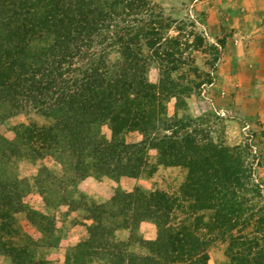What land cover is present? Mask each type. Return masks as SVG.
<instances>
[{
    "label": "trees",
    "instance_id": "trees-1",
    "mask_svg": "<svg viewBox=\"0 0 264 264\" xmlns=\"http://www.w3.org/2000/svg\"><path fill=\"white\" fill-rule=\"evenodd\" d=\"M150 7L151 0H0V109H32L55 121L49 127L22 129L18 133L22 145H32L39 157L45 152H56L61 160L69 155V170L80 180L90 175L138 179L148 167L146 142L130 145L121 137L127 131H139L159 151L161 165L190 170L182 188L183 200L192 202L188 217L204 211L216 213L209 223L198 217L197 223L176 226L173 212L178 198L161 191L140 199L134 193H117L110 205L89 207L93 223L88 227L90 238L78 245L67 261L87 264L83 261L97 258L107 264H207L210 257L202 253L208 246L199 236L204 226L211 235L216 231L230 234L228 264H264V240L253 235L234 236V206L229 203L231 212L222 209L225 192L240 186L241 179L229 171L220 152L200 147L189 138L179 142L177 133L149 139L155 135L157 113L148 102L155 98L156 87L142 74L148 59L134 36H139L143 27L152 30L142 34V39L159 32L145 19L153 16ZM107 42L113 49L122 46L117 52L123 61L117 65L108 63L104 54L93 52ZM106 123L112 131L110 140L99 132ZM10 151L11 157L20 158L19 148ZM23 201L19 182L0 179V233L14 223L16 215L27 213ZM30 214L42 219L41 214ZM106 216L114 227L106 225ZM146 221L159 230L157 241H141L149 251L147 257L129 254L125 245L114 243L116 230L131 229L133 238ZM261 221L264 224V219ZM3 240L0 237V244ZM2 246L5 251L0 253L9 255L13 264H47L21 261L16 256L18 250Z\"/></svg>",
    "mask_w": 264,
    "mask_h": 264
},
{
    "label": "rangeland",
    "instance_id": "rangeland-1",
    "mask_svg": "<svg viewBox=\"0 0 264 264\" xmlns=\"http://www.w3.org/2000/svg\"><path fill=\"white\" fill-rule=\"evenodd\" d=\"M150 11L153 16L146 15L145 19H149L151 27L159 32L142 39V34L152 30L143 27L139 36L133 35L141 41L142 45H138L148 59L142 74L156 87L155 98L148 102L152 112L157 113L155 135L149 139L178 134L179 142L189 138L200 147L219 151L229 171L241 179V185L225 192L220 202L223 210L236 212L232 215V225H236L234 236L253 235L264 240L261 221L264 219V0H151ZM108 44L97 45L93 52L104 54L108 63L117 65L123 61L117 52L122 46L119 44L113 49ZM133 49L137 47L134 45ZM0 115L3 117L0 120V179L19 182L24 196L23 207L29 209L27 213L16 215L14 223L3 228L0 237L5 240L0 244V251H5L2 245L16 249L21 261L42 262L44 248L70 235L76 224L92 226L89 207L110 205L117 193H134L140 199L157 190L178 198L180 202L173 212L176 226L194 224L198 217H204V223H209L216 216L214 211H204L188 217L192 202L183 200L182 188L190 170L161 165L159 151L152 148L148 137L139 131H127L121 137L130 145L146 142L148 167L138 182L130 186L124 184L113 192L107 185L108 190L102 192L93 186L95 181H91L94 184L83 191L81 182H88L89 178L114 182L120 179L90 175L80 180L69 170V155L63 160L55 155L56 152L52 155L45 152L44 157H39L36 155L39 151L32 145L20 143L18 133L22 129L34 125L52 126L55 122L52 118L32 109L10 112L5 108L0 109ZM99 132L105 139L112 138L108 123L103 124ZM11 144L20 149V158L11 157L10 148L14 147H10ZM5 154L8 157H4ZM154 171L159 172V176L154 177ZM108 195L109 200L103 203L92 198L106 199ZM229 203L234 206L231 211ZM33 212L41 214L42 219L32 216ZM104 220L108 227H114V222L109 223L110 217ZM260 226L262 230L258 229ZM223 233L216 231L211 235L201 226L199 236L208 246L202 255L210 257L207 264H228L230 234ZM113 240L125 245L122 248L129 254L148 256L140 254L137 236L128 243H118L115 237ZM140 244L146 248L143 242ZM131 249L135 252H130ZM73 250L68 251L62 264H71L67 258ZM21 251H26L28 256H23ZM0 257L7 258L10 264L14 262L5 253H0ZM93 259L83 262L104 264L102 260ZM59 262L55 263L61 264Z\"/></svg>",
    "mask_w": 264,
    "mask_h": 264
},
{
    "label": "crops",
    "instance_id": "crops-1",
    "mask_svg": "<svg viewBox=\"0 0 264 264\" xmlns=\"http://www.w3.org/2000/svg\"><path fill=\"white\" fill-rule=\"evenodd\" d=\"M260 47H262V44H259ZM258 98V97H257ZM262 101V100H260ZM259 101V103H260ZM175 169V168H174ZM171 170V168H169ZM159 176V172L154 174V177ZM88 182L95 181V185L100 191L104 192L107 191V185L112 189V192L114 188H118L121 186L123 188L124 184H127L130 186L131 184H135V182H138V179H131V178H121L118 182L110 181L108 179H103L102 181L100 179H92L89 178L87 180ZM88 182H81L80 187L82 188L81 190L85 191L87 187L91 186L94 184V182L88 183ZM105 186V188H104ZM134 187V186H133ZM111 191V190H110ZM155 191V190H154ZM157 191V190H156ZM112 197V196H111ZM110 197V199H111ZM93 199L97 200L98 203H103L109 200V195L108 198H103V197H92ZM64 226V224L62 225ZM65 229V227H64ZM72 235V237L70 236ZM70 235L62 236L60 239L57 240V243L55 246H49L48 248H44L46 253L44 256H42L41 260L46 261L47 264H57L55 263L56 261L59 262L61 260L62 262L59 263H64L66 261V257L68 254V251L71 250L72 248H76L78 245H80L82 242L86 241L89 238V231H88V226L81 224H76L73 226ZM133 232L131 229H125V228H119L115 232V240L118 243H128L130 239H132ZM136 236L138 239L141 241L145 242H155L158 239L159 236V230L158 227L151 221H146L143 222L139 228L136 231ZM140 242L137 244L139 245V249L141 250L143 255H149V251L147 248L143 247ZM135 244V243H134ZM66 247H70L68 250H66ZM48 252V253H47ZM130 252H135L131 251ZM55 254V255H54ZM99 261L102 260L104 261L103 263H107L106 260L104 259H98ZM64 261V262H63ZM101 262V261H100ZM0 264H10V261L7 258L0 257Z\"/></svg>",
    "mask_w": 264,
    "mask_h": 264
}]
</instances>
